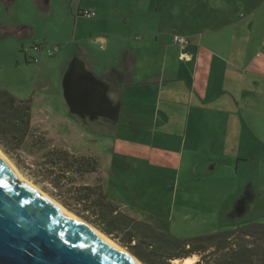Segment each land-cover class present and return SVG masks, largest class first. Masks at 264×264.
<instances>
[{"label":"crops","instance_id":"0c3cea01","mask_svg":"<svg viewBox=\"0 0 264 264\" xmlns=\"http://www.w3.org/2000/svg\"><path fill=\"white\" fill-rule=\"evenodd\" d=\"M36 2L53 12L52 0ZM72 2L71 7L63 3L75 21L70 38L51 35L34 43H56L64 52L63 85L72 118L108 137L146 121L155 138L176 141L192 152L209 142L222 147V158L233 146L247 152V160L264 149V0ZM85 10L97 12L90 28L81 14ZM147 14L151 31H100L113 19L124 28L131 16ZM60 19L64 24L65 14ZM6 27L11 34L28 28L16 38L22 45L35 36L30 26ZM175 35L188 37L191 44L183 50L174 43ZM127 39L132 42L126 44ZM123 118L128 119L124 124ZM217 164H210V170ZM260 182L257 176L251 184L247 211L264 196L261 185L255 188Z\"/></svg>","mask_w":264,"mask_h":264},{"label":"rangeland","instance_id":"374dc122","mask_svg":"<svg viewBox=\"0 0 264 264\" xmlns=\"http://www.w3.org/2000/svg\"><path fill=\"white\" fill-rule=\"evenodd\" d=\"M52 1V13L43 11L36 0L3 2L0 7L1 24L35 29L34 38L26 40L24 45L13 34L0 31V90L14 94L19 100H31V134L22 147L12 148L0 141V150L23 177L90 225L89 213L78 199L83 186H100L122 211L182 239L246 223H264L263 195L254 200L249 211L246 209L252 182L257 176L264 182V149L255 151L254 157L247 160L248 153L236 152L233 146L227 157L222 158V147L219 150L209 142L192 152L182 150L176 141H162L161 136L155 138L146 121L137 126L128 124L121 128L120 134L108 137L101 130L86 126L83 120L71 117L63 85L66 57L61 47L55 57L45 53L38 55V62L25 57H30L33 51L24 52L45 36L69 39L72 35L74 17L63 4L71 7L72 0ZM64 14L62 24L60 17L64 18ZM148 15L135 17L136 22L131 16L133 21L123 25L124 28L113 19L102 24L100 31L119 34L122 30L125 35L139 29L151 31ZM92 20L95 18L87 19L80 27L85 23V27L90 28ZM129 42L132 40L127 39L126 44ZM46 45L59 44L48 42ZM136 105V102L132 104ZM127 120L123 118V124ZM59 150L70 156L95 159L97 170L65 172L62 159L54 155V151ZM215 162L217 168L210 170L209 165ZM263 182L255 188L261 185L264 191ZM196 258L198 262L200 257Z\"/></svg>","mask_w":264,"mask_h":264},{"label":"trees","instance_id":"16d2710c","mask_svg":"<svg viewBox=\"0 0 264 264\" xmlns=\"http://www.w3.org/2000/svg\"><path fill=\"white\" fill-rule=\"evenodd\" d=\"M31 134V100H19L0 90V141L20 148ZM62 159L67 173H90L97 170L95 159L70 156L54 151ZM79 201L89 213L87 220L115 239L143 264H174L199 256L194 264H264V223H246L205 236L188 239L160 230L121 210L99 187L83 186Z\"/></svg>","mask_w":264,"mask_h":264},{"label":"water","instance_id":"95a60500","mask_svg":"<svg viewBox=\"0 0 264 264\" xmlns=\"http://www.w3.org/2000/svg\"><path fill=\"white\" fill-rule=\"evenodd\" d=\"M131 256L30 185L0 152V264H143Z\"/></svg>","mask_w":264,"mask_h":264},{"label":"built area","instance_id":"2783aa9c","mask_svg":"<svg viewBox=\"0 0 264 264\" xmlns=\"http://www.w3.org/2000/svg\"><path fill=\"white\" fill-rule=\"evenodd\" d=\"M81 14L86 17L87 19H94L97 16V13L95 11L92 10H85L82 11ZM174 43L176 45L181 46V48L183 50H185L190 44L191 41L188 37L185 36H180V35H175L174 36ZM33 51L34 54H42L45 53L46 56L48 57H55L59 51H60V47L59 45H46V44H36L33 47L30 48H25L24 52L27 54L28 52ZM29 59V58H28ZM182 59H186V55L184 54L182 56ZM35 62L39 61V58H35L34 59Z\"/></svg>","mask_w":264,"mask_h":264},{"label":"bare ground","instance_id":"6f19581e","mask_svg":"<svg viewBox=\"0 0 264 264\" xmlns=\"http://www.w3.org/2000/svg\"><path fill=\"white\" fill-rule=\"evenodd\" d=\"M0 152L2 154H4L1 150ZM5 156V154H4ZM6 157V156H5ZM7 158V157H6ZM8 159V158H7ZM9 160V159H8ZM10 161V160H9ZM11 162V161H10ZM11 164L14 166V164L11 162ZM15 167V166H14ZM16 168V167H15ZM17 169V168H16ZM17 171L19 172L20 176L25 179V177H23V175L20 173V171L17 169ZM30 185L36 186L33 183H31L30 181H28L27 179H25ZM37 187V186H36ZM38 188V187H37ZM44 195H46L48 198H50L54 203L58 204L57 201H55L51 196L45 194L40 188H38ZM63 210H65L66 212L69 213V211H67V209L64 206H61L60 204H58ZM70 215H72L73 217H77L75 215H73V213H69ZM79 220H81L85 225H87L89 228L95 230L96 232L100 233L103 237H105L108 241H110L112 244H114L116 247H118L119 249H121L122 251H124L125 253H127L132 259H135L131 256V254L127 251H125V249H122V247H120L118 244H116L114 241H112L107 235H105L103 232H101L100 230L96 229L95 227H93L92 225L84 222L82 219H80L79 217H77ZM197 258L196 257H191V258H187L183 261H181V264H194L196 262ZM177 264H179L180 261H175ZM174 262V263H175Z\"/></svg>","mask_w":264,"mask_h":264},{"label":"flooded vegetation","instance_id":"af4514ba","mask_svg":"<svg viewBox=\"0 0 264 264\" xmlns=\"http://www.w3.org/2000/svg\"><path fill=\"white\" fill-rule=\"evenodd\" d=\"M5 3V4H11L10 2H8V1H1L0 0V7L2 6V3ZM0 27H6V26H4L3 24H1L0 23ZM1 31V30H0ZM11 30L9 29V27H7V31L5 32V34H9V35H12V34H14V32L11 34ZM27 59H28V56H25Z\"/></svg>","mask_w":264,"mask_h":264}]
</instances>
